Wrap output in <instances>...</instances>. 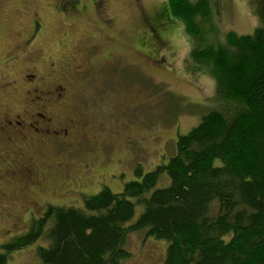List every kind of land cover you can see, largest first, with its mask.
Listing matches in <instances>:
<instances>
[{"label": "trees", "instance_id": "1", "mask_svg": "<svg viewBox=\"0 0 264 264\" xmlns=\"http://www.w3.org/2000/svg\"><path fill=\"white\" fill-rule=\"evenodd\" d=\"M160 12L197 39L210 16L208 0H167ZM199 47L191 55L214 80V105L174 154L151 171L136 166L121 192L49 207L2 245L0 264L40 238L34 264H119L129 234L164 241L162 264H264V27Z\"/></svg>", "mask_w": 264, "mask_h": 264}, {"label": "rangeland", "instance_id": "2", "mask_svg": "<svg viewBox=\"0 0 264 264\" xmlns=\"http://www.w3.org/2000/svg\"><path fill=\"white\" fill-rule=\"evenodd\" d=\"M166 4L167 0H0V78L19 68L21 72L25 60L37 69L40 60H68L75 52L77 64L90 61L87 73L70 79V92L61 105L63 113H77L75 118L94 125L100 118V144L87 147L95 151L89 154L90 175L100 187L91 184L88 193L80 194L83 198L103 187L121 192L123 184L135 178L136 166L147 172L166 162L175 152L178 135L196 126L214 105V80L207 67L194 62L195 48L223 42L230 31L247 35L264 27V0H208L210 16L202 21L201 39L168 18L169 24L152 29L154 34L163 31L161 43L154 45L148 20ZM35 13L39 26L34 32ZM32 32L29 50L40 60L26 59L15 47L19 38ZM12 54L19 59L5 62ZM90 132L91 126L86 135ZM60 184L49 183L55 206L80 207L82 197L57 195ZM137 212L138 208L136 216ZM30 223L24 217L15 229H0V252L4 243L25 234ZM46 243L40 238L13 251L7 264L37 263L36 248ZM166 247L162 240L129 234L125 248L131 255L119 264H162Z\"/></svg>", "mask_w": 264, "mask_h": 264}, {"label": "flooded vegetation", "instance_id": "3", "mask_svg": "<svg viewBox=\"0 0 264 264\" xmlns=\"http://www.w3.org/2000/svg\"><path fill=\"white\" fill-rule=\"evenodd\" d=\"M162 15L157 11L150 16L151 32L168 24L166 18H160ZM35 17L36 13L31 18L34 32L39 26ZM162 32H152L154 45L161 43ZM32 34L19 38L15 47L26 59L36 56L40 60L29 50ZM76 54L68 60L47 59L43 64L40 60L38 69L25 60L21 72L19 68L0 78V229H15L28 217L29 231L35 220L56 205L49 197L50 182L61 181L59 196L82 197L80 194L88 193L91 184L100 187V182L90 175L93 162L89 154L95 151L88 150L100 144V118L94 125V121L75 118L77 113L61 111L70 92V79L83 76L90 65L88 59L77 64ZM18 59L12 54L5 62ZM90 126L93 133L87 136Z\"/></svg>", "mask_w": 264, "mask_h": 264}]
</instances>
